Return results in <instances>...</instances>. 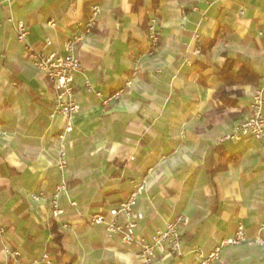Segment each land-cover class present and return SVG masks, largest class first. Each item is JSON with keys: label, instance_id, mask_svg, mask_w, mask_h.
<instances>
[{"label": "crops", "instance_id": "1", "mask_svg": "<svg viewBox=\"0 0 264 264\" xmlns=\"http://www.w3.org/2000/svg\"><path fill=\"white\" fill-rule=\"evenodd\" d=\"M93 4L101 9L95 27L72 52L81 64L73 83L79 112L65 132L63 118H48L53 86L31 66L12 21L27 26L29 46L65 55L64 41ZM151 18L160 33L152 56ZM225 58L247 61L260 76L257 85L236 87L247 117L251 92L264 84V0H0V264H12L1 253L6 246L27 263L47 254L50 264H143L138 246L86 221L141 179L138 238L151 239L182 215L184 248L209 251L241 224L246 241L214 264H264V245L254 242L264 241V154L249 138L222 139L238 120L206 118ZM86 80L103 97L122 92L103 105ZM61 147L66 213L54 220L47 199L61 180ZM33 192L44 199L32 200ZM190 262L192 254L157 253L152 264Z\"/></svg>", "mask_w": 264, "mask_h": 264}, {"label": "built area", "instance_id": "2", "mask_svg": "<svg viewBox=\"0 0 264 264\" xmlns=\"http://www.w3.org/2000/svg\"><path fill=\"white\" fill-rule=\"evenodd\" d=\"M218 1V0H215ZM101 12L98 4H93L89 8V16L84 22L77 21L74 24V31L64 41L63 48L66 52L61 55L56 51L37 50L27 43L28 28L21 22H13L16 32V40L24 45L26 55L31 66L41 73L53 86L54 97L48 109V118L55 120L63 118L66 121L65 132H69V120L79 112V104L76 101L74 92V75L81 69L79 59L72 54L74 48L79 45L95 27L96 20ZM156 20L149 19L146 30L147 37V54L152 56L160 42V33L156 29ZM50 40H45L46 46L50 45ZM137 68L134 67V72ZM126 80L125 86L129 85ZM86 91L93 92L95 96L101 99L103 105H106L112 97L119 95L118 91L113 96L103 97L100 92L93 91L91 84L86 80L84 82ZM249 115L232 123L228 134L222 137L223 140H241L249 138L255 141L258 149L264 154V84L256 87L250 94ZM63 139V135H60ZM57 169L61 174V180L55 185L49 194L47 202L49 204L50 217L54 220L59 219L66 212L60 206V198L66 194L67 184L63 176L66 171V151L64 148L58 149ZM146 190V181L144 179L134 181L131 190L115 206L108 207L104 210L94 212L87 218V224L94 227H102L109 237H118L120 242L125 246H138V257L143 264H152L157 253H163L167 256L180 257L185 254H192L190 264H214L219 258L222 251L229 246H237L246 241L244 228L237 224L231 235L221 236L215 240L209 251H204L202 247L184 248L181 237V229L185 225V218L177 215L165 222L162 230H158L149 240L138 238L135 230L141 214L136 211L137 201ZM30 198L34 201L44 199L42 192H33ZM69 206L73 209L77 207L75 201L70 200ZM264 229V223L260 226V231ZM0 227V237L3 234ZM257 245L263 246L264 241L257 237L254 241ZM1 253L5 258L11 260L12 264H50L47 254L38 260L27 263L23 260L20 251L13 247H4Z\"/></svg>", "mask_w": 264, "mask_h": 264}, {"label": "trees", "instance_id": "3", "mask_svg": "<svg viewBox=\"0 0 264 264\" xmlns=\"http://www.w3.org/2000/svg\"><path fill=\"white\" fill-rule=\"evenodd\" d=\"M215 75L220 82V86L212 95L213 109L206 114V118L210 120L216 117H229L231 120L244 118L245 109H242L237 101L242 91L236 87L257 85L260 80L259 74L253 70L247 61L225 58L224 63L217 68ZM51 231L54 235L55 247L61 251V235L56 231L54 225H52Z\"/></svg>", "mask_w": 264, "mask_h": 264}]
</instances>
